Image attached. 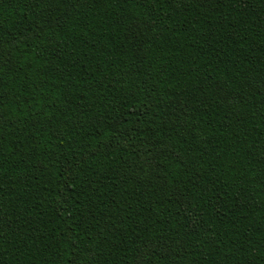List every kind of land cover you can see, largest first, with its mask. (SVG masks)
Instances as JSON below:
<instances>
[{
    "label": "trees",
    "instance_id": "16d2710c",
    "mask_svg": "<svg viewBox=\"0 0 264 264\" xmlns=\"http://www.w3.org/2000/svg\"><path fill=\"white\" fill-rule=\"evenodd\" d=\"M0 264H264V0H0Z\"/></svg>",
    "mask_w": 264,
    "mask_h": 264
}]
</instances>
